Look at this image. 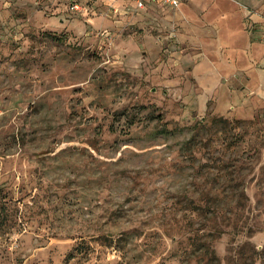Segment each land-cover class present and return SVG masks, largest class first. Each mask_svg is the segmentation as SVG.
<instances>
[{
  "label": "rangeland",
  "instance_id": "rangeland-1",
  "mask_svg": "<svg viewBox=\"0 0 264 264\" xmlns=\"http://www.w3.org/2000/svg\"><path fill=\"white\" fill-rule=\"evenodd\" d=\"M68 2L0 0V264H264V0Z\"/></svg>",
  "mask_w": 264,
  "mask_h": 264
},
{
  "label": "built area",
  "instance_id": "built-area-1",
  "mask_svg": "<svg viewBox=\"0 0 264 264\" xmlns=\"http://www.w3.org/2000/svg\"><path fill=\"white\" fill-rule=\"evenodd\" d=\"M83 0H69V10L72 13H76L77 11H81L83 9H87L88 7L82 4ZM91 2L102 1L109 10L114 12L117 11V3L121 0H86ZM148 1H159L163 4H168L172 7H176L179 3V0H134L133 7L134 8H143Z\"/></svg>",
  "mask_w": 264,
  "mask_h": 264
},
{
  "label": "crops",
  "instance_id": "crops-1",
  "mask_svg": "<svg viewBox=\"0 0 264 264\" xmlns=\"http://www.w3.org/2000/svg\"><path fill=\"white\" fill-rule=\"evenodd\" d=\"M133 4H134V0H121L119 1V3H117V10H123V9H126L127 7H133L132 6ZM153 5H164V4L159 1H148L146 2L143 8H147ZM179 5H180V0H179L177 7H179Z\"/></svg>",
  "mask_w": 264,
  "mask_h": 264
},
{
  "label": "trees",
  "instance_id": "trees-1",
  "mask_svg": "<svg viewBox=\"0 0 264 264\" xmlns=\"http://www.w3.org/2000/svg\"><path fill=\"white\" fill-rule=\"evenodd\" d=\"M68 3H69V2H68ZM82 4H83L84 6H85V5H88V4H90V1L83 0V1H82ZM183 144H185L184 141L182 142V145H183Z\"/></svg>",
  "mask_w": 264,
  "mask_h": 264
}]
</instances>
